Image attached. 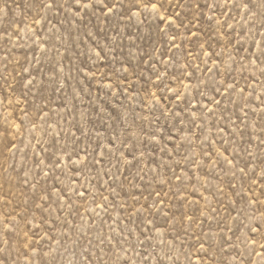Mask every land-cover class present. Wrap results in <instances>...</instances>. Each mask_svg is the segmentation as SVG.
Masks as SVG:
<instances>
[{
    "label": "rangeland",
    "instance_id": "1",
    "mask_svg": "<svg viewBox=\"0 0 264 264\" xmlns=\"http://www.w3.org/2000/svg\"><path fill=\"white\" fill-rule=\"evenodd\" d=\"M261 48L264 0H0V264H264Z\"/></svg>",
    "mask_w": 264,
    "mask_h": 264
},
{
    "label": "snow or ice",
    "instance_id": "2",
    "mask_svg": "<svg viewBox=\"0 0 264 264\" xmlns=\"http://www.w3.org/2000/svg\"><path fill=\"white\" fill-rule=\"evenodd\" d=\"M78 2H81V0H78ZM228 3H229V0H224L225 7H227ZM231 3L235 4L236 0H231ZM83 6L90 8V7H92V4H91V2H88V3L83 4ZM239 6L242 7L243 9H247L248 8V4H245V3H242ZM48 7H51V5L49 4ZM145 7L147 8L148 6L146 5ZM156 9H157V5L155 3H152L151 4V10L155 11ZM109 11H111V9H109ZM261 57H264V48H261L260 55L257 56V59H260ZM241 91H243V90H241ZM241 171H243V169H241ZM261 247H264V244H262Z\"/></svg>",
    "mask_w": 264,
    "mask_h": 264
}]
</instances>
